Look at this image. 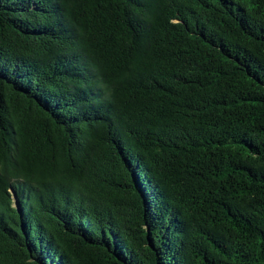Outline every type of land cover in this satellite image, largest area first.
Segmentation results:
<instances>
[{
  "label": "trees",
  "instance_id": "obj_1",
  "mask_svg": "<svg viewBox=\"0 0 264 264\" xmlns=\"http://www.w3.org/2000/svg\"><path fill=\"white\" fill-rule=\"evenodd\" d=\"M0 264H264V0H0Z\"/></svg>",
  "mask_w": 264,
  "mask_h": 264
}]
</instances>
